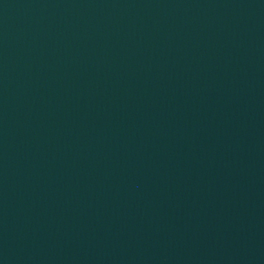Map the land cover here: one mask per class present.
<instances>
[{"label":"water","instance_id":"water-1","mask_svg":"<svg viewBox=\"0 0 264 264\" xmlns=\"http://www.w3.org/2000/svg\"><path fill=\"white\" fill-rule=\"evenodd\" d=\"M68 0H0V34Z\"/></svg>","mask_w":264,"mask_h":264}]
</instances>
